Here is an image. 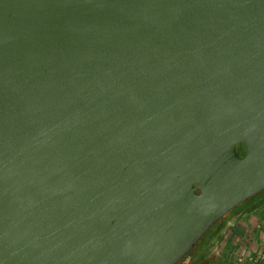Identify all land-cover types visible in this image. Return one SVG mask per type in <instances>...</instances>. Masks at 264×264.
<instances>
[{"label":"water","instance_id":"1","mask_svg":"<svg viewBox=\"0 0 264 264\" xmlns=\"http://www.w3.org/2000/svg\"><path fill=\"white\" fill-rule=\"evenodd\" d=\"M264 192V0H0V264H178Z\"/></svg>","mask_w":264,"mask_h":264},{"label":"crops","instance_id":"2","mask_svg":"<svg viewBox=\"0 0 264 264\" xmlns=\"http://www.w3.org/2000/svg\"><path fill=\"white\" fill-rule=\"evenodd\" d=\"M226 224L213 237L202 264H236L240 256L264 253V205L250 213L235 211Z\"/></svg>","mask_w":264,"mask_h":264},{"label":"rangeland","instance_id":"3","mask_svg":"<svg viewBox=\"0 0 264 264\" xmlns=\"http://www.w3.org/2000/svg\"><path fill=\"white\" fill-rule=\"evenodd\" d=\"M231 215L232 213L228 214L227 217L218 226H216L207 237H205V239L202 241V244L196 247V249L183 262V264H195L197 260H199L197 264H202L204 262V259L207 258L208 250L211 248L210 245H212L213 243V237H215L217 233L225 230V227L227 225L226 223L228 222ZM215 244L216 243L214 242V245Z\"/></svg>","mask_w":264,"mask_h":264},{"label":"trees","instance_id":"4","mask_svg":"<svg viewBox=\"0 0 264 264\" xmlns=\"http://www.w3.org/2000/svg\"><path fill=\"white\" fill-rule=\"evenodd\" d=\"M261 205H264V192L258 196H256L255 198H253L252 200H250L249 202L237 207L235 210H233V212L238 211V210H245L246 213H250L251 211L257 209L258 207H260ZM232 212V213H233ZM227 217V216H226ZM225 217V218H226ZM224 218V219H225ZM224 219H222L221 221H219L215 226H213L204 236L203 238L200 240V242L197 244V246H199L200 244H202V241L205 239V237H207L216 226H218ZM196 246V247H197ZM196 247L178 264H183V262L190 256V254L196 249ZM199 260H197V262L195 264L198 263Z\"/></svg>","mask_w":264,"mask_h":264},{"label":"built area","instance_id":"5","mask_svg":"<svg viewBox=\"0 0 264 264\" xmlns=\"http://www.w3.org/2000/svg\"><path fill=\"white\" fill-rule=\"evenodd\" d=\"M236 264H264V253L240 256L237 258Z\"/></svg>","mask_w":264,"mask_h":264}]
</instances>
